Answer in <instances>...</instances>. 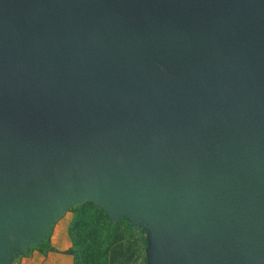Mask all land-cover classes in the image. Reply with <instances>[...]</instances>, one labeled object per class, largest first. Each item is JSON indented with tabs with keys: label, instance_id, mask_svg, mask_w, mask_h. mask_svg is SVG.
Listing matches in <instances>:
<instances>
[{
	"label": "water",
	"instance_id": "1",
	"mask_svg": "<svg viewBox=\"0 0 264 264\" xmlns=\"http://www.w3.org/2000/svg\"><path fill=\"white\" fill-rule=\"evenodd\" d=\"M11 27L0 179L36 175L44 206L109 154L145 170L157 149L198 194L234 150L264 159V0H49ZM258 235L245 263L206 264H264Z\"/></svg>",
	"mask_w": 264,
	"mask_h": 264
},
{
	"label": "rangeland",
	"instance_id": "2",
	"mask_svg": "<svg viewBox=\"0 0 264 264\" xmlns=\"http://www.w3.org/2000/svg\"><path fill=\"white\" fill-rule=\"evenodd\" d=\"M48 2L0 0V37ZM234 151L213 170L210 188L201 194L189 192L184 171L161 160L157 149L145 170L129 156L109 154L102 179L80 170L72 174L73 218L75 207L93 200L111 219L133 223L147 234V264H206L212 255L245 263L251 244L263 238L253 234L264 231V159ZM30 178L39 181L36 175ZM66 253L63 264H74V256Z\"/></svg>",
	"mask_w": 264,
	"mask_h": 264
},
{
	"label": "crops",
	"instance_id": "3",
	"mask_svg": "<svg viewBox=\"0 0 264 264\" xmlns=\"http://www.w3.org/2000/svg\"><path fill=\"white\" fill-rule=\"evenodd\" d=\"M70 192L44 206L40 181L0 183V264H63L72 245Z\"/></svg>",
	"mask_w": 264,
	"mask_h": 264
},
{
	"label": "trees",
	"instance_id": "4",
	"mask_svg": "<svg viewBox=\"0 0 264 264\" xmlns=\"http://www.w3.org/2000/svg\"><path fill=\"white\" fill-rule=\"evenodd\" d=\"M70 235L72 245L66 252L74 264H147V234L124 218L111 219L93 200L73 209Z\"/></svg>",
	"mask_w": 264,
	"mask_h": 264
}]
</instances>
